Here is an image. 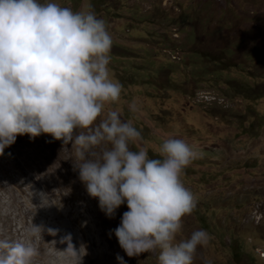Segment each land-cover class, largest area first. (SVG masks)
<instances>
[{
    "label": "rangeland",
    "instance_id": "1",
    "mask_svg": "<svg viewBox=\"0 0 264 264\" xmlns=\"http://www.w3.org/2000/svg\"><path fill=\"white\" fill-rule=\"evenodd\" d=\"M54 2L73 10L91 4L106 21L113 39L109 68L123 86L120 101L110 107L123 121L131 119L143 137L132 150L144 147L157 158L154 150L163 140L180 138L200 153L182 176L197 202L178 236L209 233L193 264H264V0ZM73 162L71 145L46 134L17 136L4 149L0 239L35 246L34 264H78L82 249L96 250L80 240L98 236L112 259L119 254L126 264H157L152 253L129 258L109 235L127 205L106 217ZM32 224L43 226L42 237L30 236ZM67 234L77 257L62 252Z\"/></svg>",
    "mask_w": 264,
    "mask_h": 264
},
{
    "label": "clouds",
    "instance_id": "2",
    "mask_svg": "<svg viewBox=\"0 0 264 264\" xmlns=\"http://www.w3.org/2000/svg\"><path fill=\"white\" fill-rule=\"evenodd\" d=\"M112 46L106 21L91 4L73 10L54 0H0V155L23 135L70 144L74 170L100 211L112 219L127 205L109 235L129 258L152 253L157 264H193L209 233L178 236L197 202L182 176L200 153L180 138L163 140L157 158L144 147L132 150L143 141L141 131L110 107L123 87L109 68ZM130 107L135 111L136 101ZM43 231L32 224L30 236ZM61 243L67 244L62 252L78 256L71 234ZM38 255L23 240L0 239V264H34ZM116 259L126 264L119 254Z\"/></svg>",
    "mask_w": 264,
    "mask_h": 264
},
{
    "label": "bare ground",
    "instance_id": "3",
    "mask_svg": "<svg viewBox=\"0 0 264 264\" xmlns=\"http://www.w3.org/2000/svg\"><path fill=\"white\" fill-rule=\"evenodd\" d=\"M58 209H60V208H58ZM82 210V209H81ZM87 210V209H86ZM83 211V210H82ZM89 211V210H88ZM62 212V211H61ZM70 212V211H69ZM87 212V211H86ZM67 214H68V212H67ZM72 214V213H71ZM58 215V214H57ZM74 215V214H73ZM77 215V214H76ZM79 215V214H78ZM81 215V214H80ZM85 215V214H84ZM91 215V214H90ZM72 216V215H71ZM75 217V216H74ZM82 217V216H81ZM84 217V216H83ZM83 219V218H82ZM89 219V218H88ZM71 221V220H70ZM75 221V220H74ZM80 221V220H79ZM87 221H89V220H87ZM87 221H86V223H87ZM71 223V222H70ZM94 223H96L95 221H94ZM72 224V223H71ZM79 224H80V222H79ZM82 224V223H81ZM77 225V224H76ZM80 226H82V225H80ZM89 226H93V225H91L90 223H88V225H87V227H89ZM100 226V225H99ZM83 227H84V225H83ZM94 227H95V224H94ZM93 228V227H92ZM102 228V227H101ZM80 229V228H79ZM84 229V228H83ZM82 229V230H83ZM85 229H87L86 228V226H85ZM84 229V230H85ZM97 229V228H96ZM89 230V229H88ZM99 230V229H98ZM97 231V230H96ZM85 232V231H84ZM97 234H99V233H97ZM94 235H96V234H94ZM89 236V235H88ZM99 237V238H98ZM97 238H91V237H87V238H82V240H80L81 242H82V244L84 245H86L87 244V239H88V241L91 243V244H95L96 245V250L93 252V251H91V248H88V247H90V246H87V248H88V250L87 249H82V252L80 253V256H79V263L78 264H118L119 262L117 261V259H112V257H113V254L111 253V252H109L108 250H107V247H108V245H106L105 243H104V241H103V239L100 237V236H98ZM103 237V236H102ZM49 238V237H48ZM51 238H49L48 240H50ZM41 240V239H40ZM47 240V241H48ZM73 240V239H72ZM35 241H37V240H35ZM39 241V240H38ZM43 242L45 241V240H42ZM106 241V240H105ZM40 242V241H39ZM50 242V241H49ZM89 243V244H90ZM110 243V242H109ZM49 244V243H48ZM47 244V245H48ZM40 245H41V243H40ZM44 245H46V244H44ZM46 245V246H47ZM50 245V244H49ZM45 246V247H46ZM51 246V245H50ZM62 246V245H61ZM92 246V245H91ZM38 247V246H37ZM40 247V246H39ZM49 248H51V247H49ZM86 248V247H85ZM45 249V248H44ZM61 249V248H60ZM59 249V250H60ZM111 249V248H110ZM62 250V249H61ZM94 250V249H93ZM44 251V250H43ZM50 252V251H49ZM112 252H113V250H112ZM117 252V251H116ZM51 253V252H50ZM58 253V252H57ZM64 253V252H63ZM52 254V253H51ZM48 255V254H47ZM50 255V254H49ZM48 255V256H49ZM55 255V254H54ZM53 256V255H52ZM52 256H50V257H52ZM56 256V255H55ZM122 257V256H121ZM44 258H45V256H44ZM73 258V257H72ZM124 258V257H123ZM77 259V258H76ZM47 260V259H46ZM56 260V259H55ZM40 261H41V259H40ZM49 261H50V259H49ZM70 261V260H69ZM72 261V260H71ZM47 262V261H46ZM57 263V262H56ZM55 263V264H56ZM59 263V262H58ZM67 263V262H66ZM73 263V262H72ZM68 264H69V262H68ZM74 264V263H73ZM76 264H77V262H76Z\"/></svg>",
    "mask_w": 264,
    "mask_h": 264
}]
</instances>
